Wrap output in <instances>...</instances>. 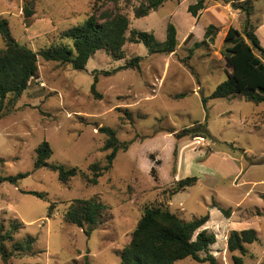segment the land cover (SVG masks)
<instances>
[{
  "label": "rangeland",
  "instance_id": "1",
  "mask_svg": "<svg viewBox=\"0 0 264 264\" xmlns=\"http://www.w3.org/2000/svg\"><path fill=\"white\" fill-rule=\"evenodd\" d=\"M196 1L167 0L135 18V9L147 0H0V19L7 20L12 38L34 52L72 47L62 32L84 23L93 12L98 23L104 16H126V37L135 29L152 33L161 43L170 23L177 38L169 55L150 54L143 44L131 42L123 46L121 60L97 51L83 71L38 57V76L18 99H4L0 177L28 176L15 185L0 184V233L20 226L4 243L11 257L0 258V264H75L85 258L91 264H120L145 207L168 210L185 221L208 215L203 229L215 235L210 253L218 264H234L232 255L243 264H264V104L233 96L208 99L204 106L201 99L230 73L222 54L229 46L224 37L229 27L243 30L244 13L231 7L243 0H205V8L192 17L187 7ZM252 3L250 24L264 47V0ZM26 4L33 11L29 18L23 16ZM209 25L216 27L212 42L204 39ZM136 57L138 69L103 73ZM94 76L99 96L91 92ZM204 122L210 139L176 138L182 129ZM101 127L111 128L129 145L93 186L89 167L104 166L108 154L102 150L106 135L99 132ZM43 141L52 150L48 163L76 168L75 177L61 183L57 173L34 168L35 149ZM186 177L197 182L176 192L177 182ZM27 191L42 193L44 199ZM91 198L105 209L97 229L86 236L64 214L72 201ZM247 229L255 231L258 241L246 244L244 255L228 252L230 232ZM27 237L34 239L31 250L14 251ZM175 264L207 263L187 258Z\"/></svg>",
  "mask_w": 264,
  "mask_h": 264
},
{
  "label": "trees",
  "instance_id": "2",
  "mask_svg": "<svg viewBox=\"0 0 264 264\" xmlns=\"http://www.w3.org/2000/svg\"><path fill=\"white\" fill-rule=\"evenodd\" d=\"M100 1V0H98ZM167 0H147L134 11L135 18L147 16L151 11L158 9ZM255 0H243L240 3H231L234 10H239L245 15L243 30L239 31L229 27L224 43L228 44L222 52L230 73L224 82L216 86L209 97H201L205 103L208 99L230 98L241 96L245 101L264 104V61L255 54L259 52L264 56V47L250 24L252 13V2ZM205 8V0H197L187 7L188 13L196 17L198 12ZM23 16H32V7L26 4L23 9ZM105 20L98 23L96 12H93L84 23L69 28L62 32V38L72 41V47L50 46L34 52L24 45L17 43L11 36L9 25L6 19H0V37L4 41V48L0 49V110L4 99L12 95L14 100L18 99L27 89L29 81L38 76L37 59L41 57L45 61H52L61 65H69L76 71H83L88 60L100 50H105L116 60L123 59L122 48L126 42L143 44L150 54L169 55L175 51L177 46L176 28L173 24L166 27L165 40L157 42L152 33L130 31V37H126L129 21L126 16L116 14L104 16ZM216 27L209 25L204 32V39L214 40ZM190 37L186 38V40ZM140 57H136L112 72L103 71L105 75L115 73L123 69H138ZM97 77L94 76L91 85V92L97 95L95 90ZM99 132L106 135L102 150L107 151L106 164L100 166L94 163L89 167L92 173L88 183L95 186L98 178L108 171L120 150H127L129 142L121 143L116 132L108 127L99 128ZM199 137L210 139L206 122L184 128L176 133V138ZM34 161L35 169H47L57 173L61 183L68 182L77 174L76 168H66L63 165L49 164L48 160L52 150L48 142L43 141L36 149ZM175 154V151H174ZM157 163V162H156ZM150 173L155 178V168L151 167ZM27 173H20L15 176L0 177V184L7 182L15 185L19 180L27 177ZM197 182L196 177H186L177 182L176 192L192 187ZM26 194L44 199V194L35 191H27ZM264 199V195L261 196ZM105 206L95 198L87 200H74L64 214V219L82 229L86 236H89L97 229ZM51 207L48 210L50 216ZM222 214L228 216V210L220 209ZM209 219L205 215L198 219L185 221L168 210L159 207H145L135 229L131 233L129 243L122 249L120 264H175L178 261L190 258L197 263L218 264L215 257L210 253V247L216 243L215 235L203 229ZM20 228L18 224L11 225L5 235L0 233V258L7 261L12 253L5 249V241L11 239V234ZM2 232V229H1ZM258 241L254 230L231 231L226 240L227 251L230 253H246L245 245ZM34 239L27 237L24 242L16 243L14 251L25 252L31 250ZM234 264H243L240 256L232 255ZM91 264L85 258L83 263Z\"/></svg>",
  "mask_w": 264,
  "mask_h": 264
}]
</instances>
